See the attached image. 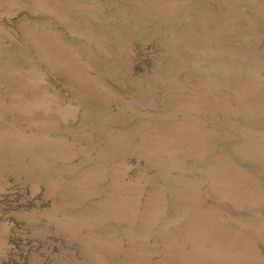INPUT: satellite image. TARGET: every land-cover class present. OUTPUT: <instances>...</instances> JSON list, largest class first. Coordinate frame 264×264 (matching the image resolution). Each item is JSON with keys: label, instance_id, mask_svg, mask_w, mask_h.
Returning <instances> with one entry per match:
<instances>
[{"label": "rangeland", "instance_id": "obj_1", "mask_svg": "<svg viewBox=\"0 0 264 264\" xmlns=\"http://www.w3.org/2000/svg\"><path fill=\"white\" fill-rule=\"evenodd\" d=\"M0 264H264V0H0Z\"/></svg>", "mask_w": 264, "mask_h": 264}]
</instances>
